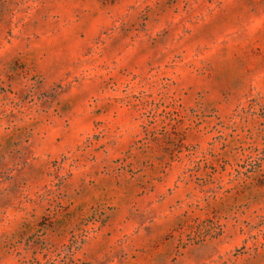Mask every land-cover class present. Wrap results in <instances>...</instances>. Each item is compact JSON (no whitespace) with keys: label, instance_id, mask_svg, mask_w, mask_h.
I'll return each instance as SVG.
<instances>
[{"label":"rangeland","instance_id":"1","mask_svg":"<svg viewBox=\"0 0 264 264\" xmlns=\"http://www.w3.org/2000/svg\"><path fill=\"white\" fill-rule=\"evenodd\" d=\"M0 264H264V0H0Z\"/></svg>","mask_w":264,"mask_h":264}]
</instances>
